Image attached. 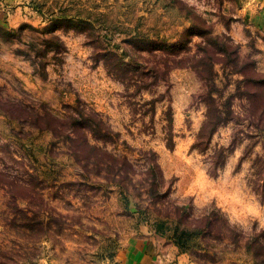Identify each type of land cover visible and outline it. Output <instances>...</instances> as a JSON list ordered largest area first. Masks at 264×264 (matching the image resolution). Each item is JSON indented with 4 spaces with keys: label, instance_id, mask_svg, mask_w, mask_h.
<instances>
[{
    "label": "rangeland",
    "instance_id": "obj_1",
    "mask_svg": "<svg viewBox=\"0 0 264 264\" xmlns=\"http://www.w3.org/2000/svg\"><path fill=\"white\" fill-rule=\"evenodd\" d=\"M253 1L0 0V264H109L146 231L193 264H264Z\"/></svg>",
    "mask_w": 264,
    "mask_h": 264
},
{
    "label": "crops",
    "instance_id": "obj_2",
    "mask_svg": "<svg viewBox=\"0 0 264 264\" xmlns=\"http://www.w3.org/2000/svg\"><path fill=\"white\" fill-rule=\"evenodd\" d=\"M243 8L242 17L252 27L264 31V0H254ZM242 18V19H243ZM14 21V12L0 9V27L7 28ZM109 264H193L189 254L167 243L152 231L134 234L116 251Z\"/></svg>",
    "mask_w": 264,
    "mask_h": 264
},
{
    "label": "trees",
    "instance_id": "obj_3",
    "mask_svg": "<svg viewBox=\"0 0 264 264\" xmlns=\"http://www.w3.org/2000/svg\"><path fill=\"white\" fill-rule=\"evenodd\" d=\"M223 37L225 38V36H214V40L215 41H213V43H218V41H220V40H222L223 39ZM230 40V39H229ZM209 45H211V46H213V43L212 42H207ZM225 46V48H226V45H224ZM224 46H221V47H219L218 46V44H216L215 46H213V47H215L216 48V50H214V52L215 53H219V54H221V55H225L226 54V50L224 49ZM199 61H200V64H196V65H194L193 64V66L195 67L194 69H195V71H197V72H201L203 69H204V66L206 65L207 66V64H208V66H210V68L212 69L213 68V65H214V63L215 62H213V60H208V61H206V63L205 62H203L201 59H199ZM221 61V60H220ZM184 65H186V64H180V63H177V64H174V65H168V70L169 69H171V68H173V67H180V66H184ZM155 66V65H154ZM155 69H157V68H155ZM153 72H155V70L153 71ZM211 72H212V70H211ZM210 100L211 101H213V98H210ZM209 103V102H208ZM209 105H211V104H208V107H207V114H208V110L210 109V107H209ZM213 108H216V107H213ZM214 111V114H216V115H219V111L217 110V109H215V110H213ZM71 118V119H70ZM68 120V121H67ZM77 120H79V119H76L75 117H68V119H63V118H61L60 119V121L61 122H69L70 124H68V125H71V124H73V123H75V121H77ZM65 122V123H66ZM69 127V126H68ZM215 126H213V128H212V130H211V132H212V134L215 132V130H216V128H214ZM205 128V125H203L202 126V129L201 130H203ZM86 146H88V147H90L91 149H94V150H100L101 152H103L108 158H110L111 159V164H107L106 166H107V168H108V170H110L112 173H113V176H115V175H123V173H122V171H123V169H124V165H126V166H128L127 168H129L130 170H132V167H133V163L132 162H130L126 157H120V156H118L117 154H113L112 152H110V151H107V150H103V149H100L99 147H97V146H95V145H92V144H86ZM77 160H78V162H81V157H80V155H77ZM157 166V164H155V165H151V166H149L148 167V170H151V171H153L154 170V168ZM84 167V166H83ZM176 245L177 246H179V248H183L184 246L181 244V242L180 241H177V243H176Z\"/></svg>",
    "mask_w": 264,
    "mask_h": 264
}]
</instances>
